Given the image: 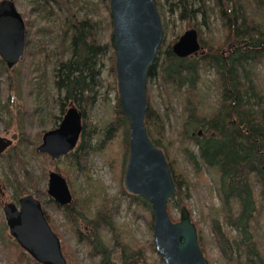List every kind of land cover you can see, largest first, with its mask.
Segmentation results:
<instances>
[{
  "label": "trees",
  "instance_id": "16d2710c",
  "mask_svg": "<svg viewBox=\"0 0 264 264\" xmlns=\"http://www.w3.org/2000/svg\"><path fill=\"white\" fill-rule=\"evenodd\" d=\"M79 1L44 0L50 12L58 17L59 57L52 69L54 103L62 116L72 106L82 117V132L72 152L51 161L48 156L34 151L65 176L73 196L67 207L46 201L44 216L60 239L62 254L69 264L81 263L63 240L59 226L51 219L45 205L60 214L63 233H69L78 244L84 245L89 259L98 258L97 264H163L152 240L138 242L127 222L115 221L126 200L125 209L131 219L142 220L152 229V209L148 202L128 194L123 188L128 123L118 104L113 39L110 35L106 43L102 42L98 35L100 23L89 17V9L82 18L77 17L76 10H84ZM108 1L97 0V3L105 8L112 27ZM154 2L163 20L169 14L178 22L192 24L202 50L200 55L180 59L172 54L170 46H161L147 77V84L152 79L155 81L162 112L148 85L145 129L152 144L167 160L176 188L172 201L183 207L190 192L203 183L209 195L215 192L220 200L219 206H208L207 214L194 222L204 257L208 236L200 225L207 222L208 234L226 256L225 264H264V250L254 239L264 209V0H164L167 9L158 0ZM97 3L90 4V11H95ZM210 16L217 21L216 32L220 38L214 37ZM199 25L208 28L205 38ZM162 29L165 30L163 22ZM25 39L27 56L33 41L27 34ZM34 46H38V55L45 52L44 47ZM105 63L109 64L107 69H104ZM105 70L106 79L103 78ZM13 73L0 60V75H6V85L18 100L21 82ZM209 74L219 95L215 105L204 92L205 77ZM98 98L102 101L103 113L98 122L92 124L90 112ZM14 118L15 129L23 138L21 111ZM170 119L173 136L167 138L166 123ZM93 156L103 160L119 185L118 193L112 197L104 184L90 174L88 164ZM4 159L16 198L29 195L28 188L36 199L40 197L34 178L25 170L18 153L9 148ZM181 164L189 167L191 176ZM204 172L210 179L209 185ZM77 176H82L81 189L74 179ZM231 228L237 236H231ZM0 248L4 264H37L9 236L1 214Z\"/></svg>",
  "mask_w": 264,
  "mask_h": 264
},
{
  "label": "water",
  "instance_id": "95a60500",
  "mask_svg": "<svg viewBox=\"0 0 264 264\" xmlns=\"http://www.w3.org/2000/svg\"><path fill=\"white\" fill-rule=\"evenodd\" d=\"M114 44V71L119 109L128 123V156L123 188L148 202L152 209V242L163 264H208L197 240V231L186 207L172 222L167 204L176 192L163 152L149 139L144 118L147 109V77L163 44L161 18L154 0H109ZM25 22L13 0H0V60L10 70L22 59L26 47ZM201 50L195 29L185 31L171 46L184 59ZM82 131L77 109L65 111L58 126L41 136L38 154L51 161L72 152ZM200 135V133H198ZM17 139L0 137V154ZM46 194L59 207L72 203L66 180L48 173ZM9 236L37 264H69L60 239L50 228L41 203L25 195L2 206Z\"/></svg>",
  "mask_w": 264,
  "mask_h": 264
},
{
  "label": "rangeland",
  "instance_id": "374dc122",
  "mask_svg": "<svg viewBox=\"0 0 264 264\" xmlns=\"http://www.w3.org/2000/svg\"><path fill=\"white\" fill-rule=\"evenodd\" d=\"M17 11L21 14L24 19L25 30L29 40L33 41V46L29 49L30 54L26 56L27 46L25 47L24 55L21 59V65L19 63L12 68L14 78H18L21 82L19 89V99L14 98V93L6 85V75H0V137L10 139L12 135H17V139L12 143L9 148L14 149L19 155L24 168L26 171L32 174L36 189L39 192L37 200L43 206L46 201L51 200L46 194L48 172L54 171L60 173L64 178L65 176L56 169L50 167L49 162L46 161L42 156H37L34 151L41 143V136L44 132L54 129L63 117L57 105L54 103L56 99L55 91L53 88V76L52 69L54 62L58 59V17L50 12V8L45 4L44 0H13ZM97 3V0H80L79 5L84 7V10H76L78 18L83 17V13L89 9V17H93L97 22L100 23L99 37L103 43H106L112 33V27L109 25L108 13L105 11L103 5H99L95 8V11H90V4ZM160 5H163L167 9V4L164 0H158ZM165 9V10H166ZM97 12V13H96ZM173 21V22H172ZM165 25L163 29V47L172 46L174 42L187 30L193 29V25L184 22H178L175 17H170L169 14L165 15V18H161V23ZM165 22V23H164ZM209 23L213 27L214 37L220 38L221 35L216 32L218 30L217 21L214 17L210 16ZM167 24V25H166ZM200 24V20L197 21ZM27 27V28H26ZM196 30V28H194ZM205 38L208 28L199 25V28ZM41 30V31H40ZM67 41V40H66ZM35 44L40 47H44L45 52L38 55ZM67 42L64 43V47ZM202 54V50L199 51L198 55ZM63 57H67V53L64 50ZM109 66L105 63V68ZM263 76V73L261 72ZM103 78H107L106 70L103 73ZM207 83L204 86V92L206 93L210 103L215 105L218 101V90L212 84L211 80L213 76L209 74L205 77ZM155 81L153 79L147 84L150 87V93L153 97L155 104L158 107L159 112H162V105L160 98H158ZM264 84V80L262 82ZM103 89L101 90V93ZM111 99L113 96L111 95ZM21 111L24 123V137L21 138L17 130L15 129L16 119L14 118ZM103 113L102 101L100 98L97 99L96 103L92 106L90 112V122L95 124L101 118ZM11 119H13L11 121ZM55 121V122H54ZM55 123V124H54ZM173 122L170 119L166 123V137L170 138L173 136L172 132ZM9 148L2 154H0V214L3 217L2 206L6 202H14L17 205L19 198H16L15 191L11 185L12 176L8 171L7 164L4 159V155L8 153ZM116 146L114 147V151ZM42 155V154H41ZM178 160L180 158L178 157ZM89 170L91 176L101 181L107 189L110 197L114 196L119 191V185L116 180L112 178V174L109 169L105 166L103 160L97 156L90 157L89 159ZM182 169L191 176V172L188 166L181 164ZM21 174V173H20ZM204 177L207 179L208 185L211 183L208 179V174L204 172ZM7 178V179H6ZM66 179V178H65ZM76 184L83 187L82 176L74 177ZM194 181V180H193ZM66 182L71 191V185L66 179ZM123 185V183H122ZM258 188H256V192ZM30 195L33 192L28 188ZM42 193L44 195H42ZM72 193V191H71ZM126 200H124L125 202ZM122 203L118 214L115 217L117 223L127 222L132 231L133 237L140 243L152 240V229L143 222L142 220H132L131 216L126 212L125 203ZM190 213L192 222L198 221L200 216H205L208 212L207 208L210 205L219 206L220 200L215 192L212 196L207 192L206 187L203 185L195 187L191 192L189 199L182 204ZM45 210L51 216V219L59 226V231L62 233L63 240L73 249L77 259L81 264H97L98 258L89 259L88 251L84 245H80L75 241V238L69 233H63V228L60 227L62 223L61 216L58 212H54L45 205ZM181 206L178 207L172 201L167 204V211L172 222L179 220ZM261 221L256 229L254 239L257 241L260 249L264 250V209L261 210ZM4 220V217H3ZM202 230L208 236V244L206 246L205 258L208 264H225L226 256L217 246L216 241L209 235V223H203L200 225ZM231 236L235 237L236 232L233 228L229 229ZM230 251V250H229ZM227 251V254L229 253ZM236 255L235 251L230 252ZM151 261V260H150ZM0 264H4L1 257L0 248Z\"/></svg>",
  "mask_w": 264,
  "mask_h": 264
},
{
  "label": "flooded vegetation",
  "instance_id": "af4514ba",
  "mask_svg": "<svg viewBox=\"0 0 264 264\" xmlns=\"http://www.w3.org/2000/svg\"><path fill=\"white\" fill-rule=\"evenodd\" d=\"M72 107V106H71ZM70 107V108H71ZM73 108H75V107H73ZM69 109V108H68ZM68 109H66L65 111H67ZM76 109V108H75ZM65 111H64V113H65ZM78 112H80L79 110H78ZM64 113H63V115H64ZM81 114V113H80ZM62 119V118H61ZM61 121V120H60ZM60 123V122H59ZM58 126V125H57ZM56 126V127H57ZM55 127V128H56ZM82 132V131H81ZM81 135V134H80ZM80 138V137H79ZM79 142V141H78ZM78 144V143H77ZM77 147V146H76ZM50 172H54V171H50ZM49 173V172H48ZM55 173H57V172H55ZM58 174H60V173H58ZM61 175V174H60ZM48 176V175H47ZM62 176V175H61ZM66 180V179H65ZM67 183V182H66ZM68 185V184H67ZM68 188H69V186H68ZM69 191H70V189H69ZM70 193H71V191H70ZM71 195H72V193H71ZM72 199H73V196H72ZM56 205V204H55ZM57 206V205H56ZM42 208H43V206H42Z\"/></svg>",
  "mask_w": 264,
  "mask_h": 264
}]
</instances>
